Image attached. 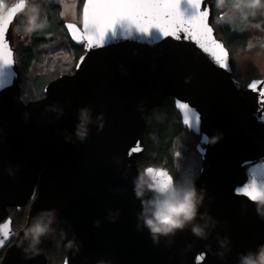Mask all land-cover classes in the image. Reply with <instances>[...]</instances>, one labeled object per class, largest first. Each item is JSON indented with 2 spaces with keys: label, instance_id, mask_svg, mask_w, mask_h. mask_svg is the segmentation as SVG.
<instances>
[{
  "label": "water",
  "instance_id": "obj_1",
  "mask_svg": "<svg viewBox=\"0 0 264 264\" xmlns=\"http://www.w3.org/2000/svg\"><path fill=\"white\" fill-rule=\"evenodd\" d=\"M100 2L84 0L81 24L65 22L84 48L75 70L29 101L22 96L13 5L0 16L1 264H49L47 251L64 221L75 234L64 264H240L264 246V76L246 84L234 73L213 0H120L163 7L131 9L134 19L111 26L97 13ZM24 10L19 0L17 22ZM167 97L184 128L200 137L195 186L204 198L194 223L205 236L189 225L157 243L140 219L142 200L166 192L169 181L167 191L176 185L163 164L146 168L152 189L139 188L145 170L138 160L147 118ZM82 109L93 123L80 141ZM25 206L26 225L16 231L10 209ZM34 222L53 230L38 251L25 240Z\"/></svg>",
  "mask_w": 264,
  "mask_h": 264
},
{
  "label": "trees",
  "instance_id": "obj_2",
  "mask_svg": "<svg viewBox=\"0 0 264 264\" xmlns=\"http://www.w3.org/2000/svg\"><path fill=\"white\" fill-rule=\"evenodd\" d=\"M0 0V4H1ZM214 1V24L218 36L223 37L229 47L233 63L234 73L247 84L250 80L264 76V71L247 78L243 75L241 66L256 49L264 44V6L250 9L242 0ZM7 2V1H5ZM84 0H80L78 7V20L81 23V13ZM2 11V9H0ZM63 7L60 3L46 2L43 13L47 25L41 30L30 34V43L17 45V55L24 76L23 94L26 101L44 97L47 84L56 76L50 72L36 70V65L51 59L49 51L42 52V46L53 43V55L64 53L69 57L72 73L81 55L84 53L82 46L76 45L66 27L62 15ZM24 15L17 22V29L22 31L21 24ZM41 51H38V50ZM42 52V53H41ZM40 57V59H39ZM200 137L184 128L181 114L177 111L175 100L167 97L163 104L154 108L147 118L145 132L146 150L138 160V166L143 172L147 167L165 164L174 177L175 185L180 181L196 180L200 173L201 156L197 151V143ZM14 220V228L20 231L27 222L29 206L22 210L10 209ZM75 234L71 225L62 222L55 235L54 245L47 251L49 264H64L70 249L69 242L73 241ZM264 250V246L260 251ZM6 249L0 251V264Z\"/></svg>",
  "mask_w": 264,
  "mask_h": 264
},
{
  "label": "clouds",
  "instance_id": "obj_3",
  "mask_svg": "<svg viewBox=\"0 0 264 264\" xmlns=\"http://www.w3.org/2000/svg\"><path fill=\"white\" fill-rule=\"evenodd\" d=\"M26 10L21 29L25 34H32L43 29L47 25V20L41 15V4L39 0H24ZM223 0H218L222 3ZM250 9H256L264 6V0H242ZM3 5H0V9ZM98 121V131L103 129V114L96 117ZM93 123L90 117L89 109L81 110L80 124L77 126L76 135L80 141L86 139L88 134V125ZM148 169H145L143 176L140 178L143 184L139 188L152 189ZM138 197H143L144 191H137ZM203 190L198 192L195 181L190 179L187 182L180 181L171 191H166L158 195H153L147 200H142V211L140 219L143 227H146L154 242L159 241L161 236L174 235L177 230H183L191 225L193 234L198 237L205 236V227L196 221L199 205L203 202ZM99 225V221L96 222ZM140 225L138 224V228ZM51 225L44 222H34L25 232V240L28 242V248L38 251V246L42 238L52 233ZM73 242H69L71 247ZM240 264H264V250L258 253H248L241 257Z\"/></svg>",
  "mask_w": 264,
  "mask_h": 264
},
{
  "label": "rangeland",
  "instance_id": "obj_4",
  "mask_svg": "<svg viewBox=\"0 0 264 264\" xmlns=\"http://www.w3.org/2000/svg\"><path fill=\"white\" fill-rule=\"evenodd\" d=\"M4 1H7L8 4H10L14 0H2L1 4L4 3ZM41 4V14L43 13L44 4L46 2H56L62 4L63 7V18L65 21L68 22H75L78 15V0H39ZM1 14V11H0ZM28 37L20 42L16 41V44H28L30 43V35L27 34ZM53 43H47L46 45L42 46L41 50L43 51H49V55L51 56V59H48L44 61V58H42V63L36 65V70H42L50 72L51 75L56 76L61 72V74H64V72H68L70 70L69 65V57L64 55L62 53L61 55H53ZM262 47L259 49H256L253 54L249 56V58L244 62L241 66V70L243 71V75H245L247 78L252 77L253 75L264 71V44L261 45ZM40 49L38 51H41ZM41 52V53H42ZM40 59V57H39Z\"/></svg>",
  "mask_w": 264,
  "mask_h": 264
},
{
  "label": "snow or ice",
  "instance_id": "obj_5",
  "mask_svg": "<svg viewBox=\"0 0 264 264\" xmlns=\"http://www.w3.org/2000/svg\"><path fill=\"white\" fill-rule=\"evenodd\" d=\"M23 7V5H21ZM163 5L154 4V3H125L120 2V0H101L100 3L95 5L98 14H104L108 16V25H114L119 23L120 21H124L127 19H134L135 13L130 11L131 9H160ZM191 7H197L195 4H191ZM147 15V13H145ZM172 15V13L166 12L165 16ZM195 19V17H193ZM199 19H203V16L199 17ZM264 95V93H261ZM170 181L163 185L164 191H167L169 187ZM255 199V197H253ZM7 235V233H5Z\"/></svg>",
  "mask_w": 264,
  "mask_h": 264
},
{
  "label": "flooded vegetation",
  "instance_id": "obj_6",
  "mask_svg": "<svg viewBox=\"0 0 264 264\" xmlns=\"http://www.w3.org/2000/svg\"><path fill=\"white\" fill-rule=\"evenodd\" d=\"M18 3H19V0H14V1H12L10 4H8V2H5V1H4V3H2L3 8H2V11H1V14H0V16L3 15V14L7 11V9H8L11 5H13V6H12V9H11V12L13 13V20H14L15 45H17V44H16V41H20V42H22V41H24V40L28 37V35L25 34L23 31H19V29H17V21H16V4H18ZM53 3H56V2H53ZM79 3H80V0H78V5H79ZM78 10H79V9H78ZM77 13H78V12H77ZM78 14H79V13H78ZM65 22H66V21H65ZM75 23H79L78 15H77V19H76ZM79 24H81V23H79ZM44 95H45V90H44Z\"/></svg>",
  "mask_w": 264,
  "mask_h": 264
}]
</instances>
